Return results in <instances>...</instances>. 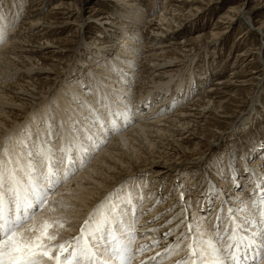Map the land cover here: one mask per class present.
I'll return each instance as SVG.
<instances>
[{
	"label": "bare ground",
	"instance_id": "bare-ground-1",
	"mask_svg": "<svg viewBox=\"0 0 264 264\" xmlns=\"http://www.w3.org/2000/svg\"><path fill=\"white\" fill-rule=\"evenodd\" d=\"M103 1L115 2L122 9L130 10L125 21L120 23L110 17V14L107 18L103 9L90 7L93 12L89 16L90 19L96 17L97 27L101 26V34H96L97 39L95 38L93 43L100 45L102 43L106 50L113 47L115 52L108 56L110 55L108 52L89 48L86 54L91 58L84 61L83 66L86 73L78 69L73 74L75 78H70V84L73 86L67 85V89L70 90L62 89L64 85L61 86L59 91L66 92L61 94L58 91L60 97L56 93L59 105H46L34 112L26 121L28 118L26 110L30 103L44 101L45 97H40L42 95L37 93L44 83L41 81L49 79L63 57L62 43L59 44L61 38L56 36L47 40L56 28V24L52 23L50 18L54 15L63 16L65 18L62 19L65 21L62 24L76 25L80 28V33L84 30L85 23L81 21L75 24L77 22L71 17L72 13L62 2L55 3L48 14L42 16L40 1L36 4L38 6H32L27 10V17L25 16L20 25L11 29L7 41L1 42L4 39L3 31L8 24L16 22L18 2L15 0L10 2L12 7L10 8L14 10L10 19L5 15L3 4H0V44L3 43L0 45V159H7L10 153H14L17 142L25 139V133L34 131L43 133L49 124L58 133L52 141L57 154L68 146V131L73 117L79 119L86 116L97 121V127L100 122L108 124L106 132L97 137V144L91 148L90 155L84 163L77 161L72 169V175H69L71 180L62 183L60 189L58 186L55 190H50L47 204L39 208L33 220L20 231L24 233L25 239L29 237L35 239L43 223H53L49 235H55L56 239L50 243L54 245L65 243L80 235L83 222L95 214L97 208L105 201L115 200L118 193L124 200L131 195L133 203L138 208V219L133 217L131 212L123 217L122 223L120 217H116L118 227L113 230L109 239L110 245L119 247L118 241L128 243L131 264H178L179 261L190 258L193 251H200L199 247L195 249L192 247L200 241L204 242L202 247L211 252L208 242L212 241L214 244L213 229L218 223V216L223 217L222 230L229 225L234 227L235 221L230 220L228 216L229 207L242 209L236 213L237 217L247 215L249 219L254 220H259L261 213H264V204L257 207V196L253 195L259 192L260 186H264V138H259L257 145H252L254 147L250 153L247 152L246 145L242 144L241 162L237 167H234L235 163L225 159L227 171L222 169L218 173L210 170L212 172L210 174L201 170L194 175L188 174V169L196 167L203 157L199 155L196 158L194 155L199 146L195 140L204 139L202 130L211 125V121L216 119L215 116H222L218 112L222 104H226L228 98L234 96L232 89L247 85L248 80L242 81L239 77L232 76L221 83L218 82L216 86V83H213V87L208 88V94L200 95V98L197 97L198 100L191 101L187 109L176 113L171 111L168 114L178 101L177 95L183 92L181 83L178 86L171 84L174 68L181 60L178 55L187 52L186 47L197 43L199 37L194 35L187 41L180 42L179 39L167 40L165 32L169 31L168 26L172 24V18L168 16H174L168 14L170 11L167 0L166 5H163V11L161 10L162 13L154 15V19L151 17L144 19L140 16L139 0ZM181 1L189 3L194 0ZM245 1L239 0L238 5H231L221 18L224 20L221 23L233 25L242 20L247 24L242 37L248 36L247 33H255L261 37L264 34V23L248 15L243 9ZM81 10L82 7L79 8L80 15ZM129 17L132 19H128ZM142 24L144 27L140 29V33H134V29H138ZM102 29L109 33H102ZM160 29L164 32H159ZM215 34L221 35L222 32ZM116 35L122 36V39L116 40ZM106 38L109 41L100 42ZM138 40L155 42L146 43L149 46L144 47L148 50L146 56L145 49L142 51L137 47ZM177 45H180L179 48ZM181 47L185 49L182 50ZM76 49L78 50V46ZM257 52L256 55L262 59L264 54L260 48ZM246 55L247 53L239 54L243 59L240 64L246 68L250 67V72L244 73L250 77L255 74L253 69L256 59L251 58L250 62H247L249 55ZM44 62L52 64L47 65ZM261 64L264 69V59L261 60ZM138 65L141 70L133 74L147 85L139 86L136 94L134 88L138 83L137 78L132 85L133 89L129 86L132 83L130 72L134 68L137 71ZM192 79L193 75L190 77L191 81ZM193 91L194 89L189 93L192 95ZM130 93L133 99L129 102ZM157 93L159 96L155 97ZM152 103L153 106L150 105ZM113 112L117 113L114 118L111 115ZM44 139L48 141L50 138L44 136ZM29 146L34 152L46 155L52 144H41L37 139L34 144L29 141ZM93 157L94 161L88 166ZM189 157L192 158L188 160L186 169L178 166L183 159ZM250 157L258 158L249 165ZM27 162L25 159L24 164ZM53 163L54 160H42L37 165L40 175L46 174L48 167ZM85 165L88 167L82 169L83 172L76 173ZM252 166L256 169L254 170ZM63 172L61 169V175ZM199 174L202 177L200 180L197 178ZM226 176L228 178H224ZM236 188L237 192L233 190ZM12 189L13 185L9 180L6 197L14 196ZM220 189H224L226 193H222ZM235 193L237 196H234ZM165 199L167 202L163 203ZM253 212L255 216L252 215ZM189 225L192 228L191 232ZM34 227L37 229L36 232H33ZM166 233L170 235L166 236ZM113 264H121L120 259L114 257ZM206 264H210V260L206 261Z\"/></svg>",
	"mask_w": 264,
	"mask_h": 264
},
{
	"label": "rangeland",
	"instance_id": "rangeland-1",
	"mask_svg": "<svg viewBox=\"0 0 264 264\" xmlns=\"http://www.w3.org/2000/svg\"><path fill=\"white\" fill-rule=\"evenodd\" d=\"M11 1L0 0V4H3V7L5 8L6 11L5 15L7 19H10L14 13V10L11 9L12 8L10 4ZM15 1L18 2V8H17L18 13L16 14V19H15L16 22L12 25L8 24V27H6V29L3 31L4 39L1 42L7 41L8 39L7 37L9 36L11 29L15 28L17 25H20L21 21L25 18V16L27 17L28 14L27 10L32 6L33 7L38 6L36 4L40 1L41 2L39 4L41 3L42 4L39 5V8H41L40 14L42 16L48 14L50 9L54 5H56L55 3L62 2L65 3V6L67 5L66 6L67 9H69L70 12L72 13L71 17H73L74 22L75 21L77 22L75 24H79L81 23V21L83 22V24L85 23L84 30H82L81 31L82 33H80L79 31L80 28L78 26L62 24V22L65 21V19L62 18L65 17L54 15L52 16V18H50L51 22L56 24V28L53 31L54 33L50 34V36L47 37L48 38L47 40H51L56 36H59L61 38L59 44L61 45L62 43L61 47L63 49V57L60 58L61 61L58 62L59 63L58 66L49 76V79L47 81H41L44 83L42 84V86H40L38 90L39 92L37 93L42 95L40 97L43 96L45 97L44 101L40 103L39 100L38 102L30 103V105L26 110L28 112V114L26 115L28 116V118L25 119L26 121L34 114V112H37L39 109H41L46 105L47 106L59 105L58 100L56 99L55 96L56 93L59 91V89L62 88L61 86L64 85L62 89L70 90L67 89V85L73 86V84H70L71 83L70 78L71 79L75 78L73 74L78 69L79 71H84V73H86L85 67L83 66L85 65L84 61H87L91 58L86 54V51L89 48H93L98 51L103 50L106 53L108 52L110 53V55L108 56H111V54L115 52L113 47H108L106 50V47L103 46L102 43L101 45L93 43L95 38L97 39L96 34L97 35L101 34L100 33L101 26L98 25L97 27L96 17L90 19L89 17L90 14L91 15L93 14L90 7L93 6L94 8L103 9L104 10L103 13L104 12L106 13L105 15L106 17L107 15L109 16L110 14V17L115 18L116 21L117 22L120 21V23L125 21V18L128 16L127 12H130V10L128 8L122 9V7L115 2L108 3L103 0H49V1L15 0ZM139 2H140L139 3L140 8L138 9V12L140 16L144 17V19L146 18L150 19V17L152 19L154 15L156 14L160 15L162 13L161 10L163 11V7H164L163 5H166L165 0H153V1L139 0ZM238 2L239 0H202V2H197L196 0H194L193 2L186 3L181 0H167L168 3L167 6L169 7L168 11H170L168 14L174 15L173 17L168 16V18H172V24L168 26L169 31L165 32L167 40L172 41L175 39H179L178 41L180 42L184 40L187 41L188 38L194 35L199 37L197 43H192L191 46H189L188 44L189 48L186 47V49L188 50L187 52L181 53L180 56L178 55V57H180L181 60L174 68L175 73H173L174 74L173 76L175 78L173 77L174 82L172 81L171 84L172 85L175 84L173 86H178V84L181 83L180 84L181 91L183 92L177 95L176 99H178V101L174 105V107H172V109L169 111L168 114H170L171 111L173 113H176L181 110L184 111L185 109H187L189 104L194 101V99H197V97L200 98V95H207L208 94L207 91L211 87H213L215 83L216 86L218 82L221 83L222 81L226 80L228 77L235 76V77H239V79H241L242 81L245 79L248 80L247 85L239 86L237 88L235 87L232 89L233 90L232 94L234 96L229 97L228 101H226L227 103L222 104V108L219 110V112L220 111L221 112L220 113L218 112V114L222 116L221 117L215 116L216 118L215 120L212 121L210 120L211 125H208L207 129L202 130L203 133L202 137H204V139L200 141L195 140V142H198L199 146L196 148L197 152H194V155H196V158H198L199 155L203 157L197 163L196 167H192L188 169L189 175H194L201 170L208 171L210 174L212 172L220 173L222 169L224 171H227L228 168L227 165H225L226 163L225 159L230 160L231 163L232 162L235 163L236 165H234V167H237L238 165H240L241 162L240 157L242 155L241 154L242 144L246 145L247 152L250 153L251 149L255 145H257L258 139L264 138V127H263L264 126V69L261 64V60L264 59V55L262 59L256 55L258 54L257 51L259 48L264 54V34H262L260 37L255 33H247L248 36L242 37V35L245 33V30L247 28V24L243 23L242 20L240 21V23L237 22L233 25L221 23L222 21H224L221 18L223 17L224 14L228 12L229 7L235 4L238 5L239 4ZM245 3L246 4L243 6V9H245L248 12V15H250L254 20L259 19L261 23H264V0H246ZM81 7L82 10L80 11L81 13L80 15L79 8ZM119 7L120 9H118ZM31 15H33V13L30 14V16ZM128 19H132V18L129 17ZM88 26L90 27V29H88ZM85 27H87V29H85ZM142 27H144L143 24L140 25L138 29H134V33L135 32L140 33V29H142ZM129 28H131V26H129ZM158 31L164 32V30L161 29ZM101 32L109 33L108 31L105 32L104 29H102ZM216 32L218 33L222 32V34L221 35L215 34ZM218 36L219 38L217 39ZM121 37L122 36L120 35H116V40L119 39L121 40L122 39ZM103 41L104 42L109 41V39L108 38L102 39L100 42ZM151 42L155 43L154 41L146 42L145 40V42L144 41L139 42L138 40L137 47H140V50L142 51L145 49L144 50L145 52L144 55H145L146 52L148 51L147 48L149 47L147 46L146 43H151ZM77 46H78V50L76 49ZM179 46L177 45L178 48ZM132 48L134 49V46ZM165 49L169 50V48L168 49L165 48ZM165 49L164 51H166ZM184 49L185 48H182V50ZM66 50L68 51L65 52ZM240 53H247V55H249V57L247 58L248 59L247 62H250L249 60H251V58L256 59L254 60V67H255L253 69L255 70V74L253 75L254 77L251 75L250 77L244 75V73L248 71L250 72V67L246 68L245 65L240 64L243 62L242 57L239 56ZM44 63H47V65L52 64V62L51 63L44 62ZM139 66L140 65H138L136 68L137 71H135L134 68L130 72L132 83L129 87H131V89H133L132 85L134 84L137 78L133 73L141 70ZM124 70L127 72V69L124 68ZM192 75L194 79H192L191 81L190 77ZM137 81L138 83H136L137 85L134 88V92L136 94H138L139 86H141L142 84H144L143 86L147 85L144 83V81H139L138 78ZM192 89H194V91L192 92L191 95L189 92H191ZM66 90H61L59 92L63 94L66 92ZM57 96L60 97L61 95L57 93ZM157 96H159L158 93L155 95V97ZM169 97H171V95ZM132 99H133V95H131L130 93L128 96L129 102ZM158 99L161 100L162 98L158 97ZM154 103L150 105L153 106ZM148 108L149 105H147L146 109ZM106 146L107 144L104 146V148ZM95 157H93L91 159V162L87 164L88 166L92 164ZM90 158L91 156L89 157V159ZM190 158L192 157L186 158L185 160L183 159L181 164L178 166H181L184 169H186L188 167V160H190ZM257 158L258 157H250L248 159L249 165L253 164ZM87 165L80 168V170H78L76 173L83 172L82 169L87 168L88 167ZM253 169L255 170L256 167H253ZM210 170H212V172ZM76 173H73V175ZM70 177L71 176H69V178ZM200 177L201 175L199 174L197 178L200 180L202 178ZM224 178H228V177L226 176ZM67 180L64 181L63 184H65V182H68ZM60 188L61 186H59V189ZM233 190H235L236 192L238 191L237 188ZM220 191L224 194L226 193L224 189H220ZM234 196H237V194L235 193ZM165 202H167V199L163 201V203ZM215 206L216 204H214L213 207Z\"/></svg>",
	"mask_w": 264,
	"mask_h": 264
},
{
	"label": "snow or ice",
	"instance_id": "snow-or-ice-1",
	"mask_svg": "<svg viewBox=\"0 0 264 264\" xmlns=\"http://www.w3.org/2000/svg\"><path fill=\"white\" fill-rule=\"evenodd\" d=\"M111 115L114 118L117 113ZM70 123L68 146L60 154L54 150L52 143L58 133L49 124L43 133H25V139L17 142L14 153H10L7 159H0V264H113L114 257H118L121 264H131L128 243L118 241L119 247L109 243L113 230L118 227L116 217H120L122 223L123 217L131 212L138 219V208L131 195L124 200L118 193L115 200L105 201L95 214L83 222L80 235L65 243H50L56 239L55 235H49L53 223H43L35 239H25L20 231L31 222L36 211L47 204L50 190H55L69 178L77 161L84 163L91 148L97 144V137L108 128L104 122L97 127V121L86 116L79 119L73 117ZM44 136L50 139L45 141ZM37 139L41 144H52L46 155L34 152L29 146V141L34 144ZM25 159L27 164H24ZM44 159L54 160V163L41 176L37 165ZM61 169L64 170L63 175ZM9 180L13 185L12 197H6ZM253 195L257 196V207L264 204V186H260L259 192ZM181 196L183 198V193ZM241 211L240 208H228L229 219L234 220L235 225L223 230V217H217L218 223L213 229L214 244L208 242L211 252L203 248L204 242L200 241L192 246L194 249L199 247L200 251H193L190 258L178 264H189V260L190 264H206L209 260L210 264H264V213L259 220H254L247 215L237 217L236 213ZM252 215L255 216V213ZM36 231L34 227L33 232ZM189 231H192L191 225Z\"/></svg>",
	"mask_w": 264,
	"mask_h": 264
}]
</instances>
